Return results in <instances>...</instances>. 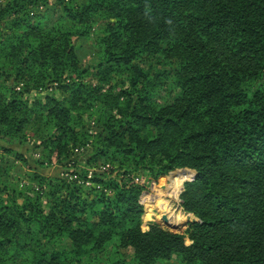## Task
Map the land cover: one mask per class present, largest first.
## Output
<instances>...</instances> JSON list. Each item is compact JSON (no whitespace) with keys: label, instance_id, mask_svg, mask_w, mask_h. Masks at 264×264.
I'll list each match as a JSON object with an SVG mask.
<instances>
[{"label":"trees","instance_id":"obj_1","mask_svg":"<svg viewBox=\"0 0 264 264\" xmlns=\"http://www.w3.org/2000/svg\"><path fill=\"white\" fill-rule=\"evenodd\" d=\"M97 23L96 59L84 67L70 42ZM148 55L165 67L136 63ZM169 80L174 96L159 103ZM26 128L47 162L64 165L76 144L84 164L114 169L87 177L76 163L70 180L31 171L20 189L12 164L0 163V264H154L172 255L264 264V0H0V143L27 144ZM136 171L153 182L194 173L179 193L193 216L184 231L140 229L142 186L125 177ZM109 245L113 254L99 257Z\"/></svg>","mask_w":264,"mask_h":264},{"label":"rangeland","instance_id":"obj_2","mask_svg":"<svg viewBox=\"0 0 264 264\" xmlns=\"http://www.w3.org/2000/svg\"><path fill=\"white\" fill-rule=\"evenodd\" d=\"M49 9L46 10V15L50 17L51 20L55 19L56 16L59 14V9L55 8L52 5V2L49 3ZM7 23H3L2 27H6ZM99 24H95L92 26V28L89 31V37L87 39H81L77 42H70L74 46L75 53L82 64V66L87 67L91 66L93 62L95 61V49L93 47V42L91 41L94 39L95 35L97 34ZM8 31V30H6ZM161 59H158V56L156 55H148V56H142L136 60V63L142 67V68H154V69H160L162 66L160 65ZM163 66L162 68H164ZM86 83H92V78H87L84 80ZM17 84L20 86L21 83L16 82L15 80H12L9 78L7 84ZM170 80L167 81L162 88L156 92L155 94V100L157 102H166L169 100V98L174 96V91L172 90V87H170ZM18 89V87H15ZM45 92H52L51 87L47 89H41L38 91V93ZM87 120V116H84ZM88 124H85V126L92 130V123L88 120ZM87 123V121H86ZM24 135L27 137V144H18L20 140L17 139V141H9L7 143L1 142L0 145H6V147L10 148L12 151H16L18 153H21L25 157V162L13 160V158L10 156L9 153H4L0 151V163H3L5 161H8V163L12 164L11 172L9 175V179L11 182L15 183L18 188H23L24 185H26L28 180L24 178V175L27 173H30L31 171H35L37 173H40L42 175H45L47 177H64L66 180L70 179H76V165L80 167L84 166V169L87 170L88 175L87 177L91 176L92 171H98L100 173H108V170L114 169V163H105V162H96L94 164H84V160L88 157V153L86 152L85 148L83 146H76L71 145L68 148V153L66 155V158L64 160V165H59L54 162H47L45 159L41 156V148L38 150L31 149V146L38 142V139L36 137L32 138L33 133L31 128H26L24 130ZM37 162H40L41 164H38ZM77 163V164H76ZM177 169L173 170L172 172L176 171ZM190 170V169H187ZM170 172V173H172ZM180 172V171H178ZM178 172L173 175L169 180H167L168 175L170 173L166 174L163 179H161L159 182H153L152 180H148L145 175L140 172H130L128 175H125V177H130L132 182H136L142 186V190L139 193L138 201L142 205V214L140 216V229L141 230H147L148 227L151 224H155L163 229H169L174 232H182L184 231L185 227H187V224L193 220V216L189 213L184 212L181 207L179 206V191L174 192L171 188L174 183H176L175 179L177 176H186V174H178ZM75 173V174H74ZM178 174V175H177ZM175 176V177H174ZM107 178V177H106ZM172 179V180H171ZM188 180V179H187ZM187 180H184L181 183V186L183 183ZM173 181V183H172ZM85 185H91L90 183L85 182ZM180 186V188H181ZM163 202H165L169 209L170 213L167 211V209L164 208ZM163 213H168L169 215H172L173 217H178L177 219L172 220L169 218L170 216L164 217ZM145 214V215H144ZM85 217V216H84ZM92 218V217H91ZM168 219L170 223H173V227L177 226L179 227L175 228H168V226L158 223L157 221L164 222V220ZM172 221V222H171ZM167 224V223H166ZM63 246L69 247L68 241H65L63 243ZM120 257H123L127 259L129 257L130 251L128 249H121L119 250ZM113 254V248L111 245L104 248V250L99 254V257L104 258L109 255ZM154 264H182L180 258L178 255H172L167 260L157 261Z\"/></svg>","mask_w":264,"mask_h":264},{"label":"bare ground","instance_id":"obj_3","mask_svg":"<svg viewBox=\"0 0 264 264\" xmlns=\"http://www.w3.org/2000/svg\"><path fill=\"white\" fill-rule=\"evenodd\" d=\"M181 172V171H180ZM182 172H184V173H190V177L192 176V172H190V171H182ZM190 177L188 178V179H190ZM169 226H173L174 224L173 223H170L169 221H168V219H166V221H165ZM172 222V221H171Z\"/></svg>","mask_w":264,"mask_h":264},{"label":"water","instance_id":"obj_4","mask_svg":"<svg viewBox=\"0 0 264 264\" xmlns=\"http://www.w3.org/2000/svg\"><path fill=\"white\" fill-rule=\"evenodd\" d=\"M193 175H194V173H192V176L190 177V179H188L187 181H189V180H191L192 178H193ZM182 190V186H181V188H180V191ZM179 191V192H180ZM164 221H166V220H164Z\"/></svg>","mask_w":264,"mask_h":264}]
</instances>
